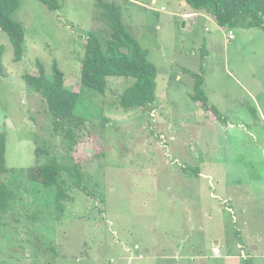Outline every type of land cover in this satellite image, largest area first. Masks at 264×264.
Returning <instances> with one entry per match:
<instances>
[{"label": "rangeland", "instance_id": "rangeland-1", "mask_svg": "<svg viewBox=\"0 0 264 264\" xmlns=\"http://www.w3.org/2000/svg\"><path fill=\"white\" fill-rule=\"evenodd\" d=\"M60 1L52 11L40 0H19L20 60L0 29L8 167L0 181L16 193L12 208L0 211V264H233L238 259L217 258L213 248L218 241L237 255L241 236L252 238L255 257L237 263L264 264V27L250 18L222 26L206 10L194 22L184 14L197 11L182 0H106L121 6L156 64L157 99L124 109L120 96L136 78L108 76L103 94L82 92L75 114L84 123L66 121L60 130L23 74H37L38 61L51 73L56 62L66 86L80 91L89 32L103 40L110 31L99 0ZM202 66L219 116L192 99L191 73ZM73 152L85 186L68 179L70 198L58 213L54 188L31 181L28 170L50 157L69 165ZM229 196L234 202L223 203ZM192 242L198 256L184 259L195 255L186 251Z\"/></svg>", "mask_w": 264, "mask_h": 264}, {"label": "trees", "instance_id": "trees-1", "mask_svg": "<svg viewBox=\"0 0 264 264\" xmlns=\"http://www.w3.org/2000/svg\"><path fill=\"white\" fill-rule=\"evenodd\" d=\"M50 10L57 11L62 7L60 0H40ZM192 8L206 10L212 14L219 25L236 27L241 21L250 18V23L264 27V0H182ZM20 6L19 0H0V29L5 31L12 43L15 60H20L25 53L26 30L23 24L13 18V13ZM97 6L100 15L108 27L109 37L103 40L97 31L89 32L85 45V53L81 67V90L75 91L65 84L64 71L55 62L52 72L38 61V73L26 72L23 79L45 98L48 109L54 118L56 128L64 130L66 121L81 125L85 118L75 114L82 92L94 90L103 94L107 89L108 76H132L134 84L127 87L120 96V104L124 109L150 108L157 99L158 68L149 59V51L128 30L123 17L122 8L116 2L99 0ZM202 57H205L202 47ZM3 50L0 47V73L2 70ZM201 73H191L194 82L192 99L199 102L204 109H211L209 97L204 89L205 68ZM212 112L220 115L214 107ZM62 127V128H61ZM48 154L46 148L40 149ZM39 153V151H38ZM71 154L69 165L61 164L50 157L47 162L37 163L28 170L31 181L54 188L55 209L61 213L68 201L67 181L83 188L84 174L80 162ZM8 172L6 165V135L0 133V173ZM67 172L65 179L62 177ZM16 198L15 190L7 183L0 181V211L8 212Z\"/></svg>", "mask_w": 264, "mask_h": 264}, {"label": "crops", "instance_id": "crops-1", "mask_svg": "<svg viewBox=\"0 0 264 264\" xmlns=\"http://www.w3.org/2000/svg\"><path fill=\"white\" fill-rule=\"evenodd\" d=\"M181 2H185V1H181ZM193 10H195V11H197V13L196 12H187V13H189V14H192V16H188V14L187 13H185L184 14V16L185 17H190V18H193V21L195 22L196 21V17L198 16V14H203V11H204V13H206V11L204 10V9H202V10H197V9H193ZM204 16V15H203ZM202 174V173H201ZM231 196H229L228 198H223L222 199V201H223V203H232V202H234V201H229V200H232V199H229ZM233 197V196H232ZM221 199V198H220ZM229 209H232V207H230L229 206ZM239 209H245L244 207H242V208H239ZM233 210V209H232ZM242 211H244L245 212V210H242ZM241 215V214H240ZM244 216V215H243ZM244 224H246V222H244ZM241 231H243L242 229H239L238 228V232L240 233V235L239 236H241ZM258 239H260L259 241H260V245L263 243V239H262V237H261V235H259V238ZM250 241H252V238L250 237V236H246V238L243 240V238H242V236L240 237V242L238 243V248H239V254H237V255H228V253H227V251L225 250V249H223L222 247H220V245H219V242L217 241L216 242V245H215V247L216 246H219L220 247V250H221V253L218 255V254H216L215 252H214V248H213V254H214V256L215 257H217V258H221L222 256H224V257H227V258H229V259H244V260H246V261H249V260H252L254 257H255V249H253V248H256V247H254V245L253 244H251L252 242H250ZM183 242H182V240H181V244H182ZM187 244V242H185V244L183 245L182 244V246H183V249L185 248V245ZM196 244H194L193 242L192 243H190V245H189V247H188V249H186V251L188 252V253H190L189 252V249H190V247H191V251L193 250V253L192 254H194L195 253V255H182V257L184 258V259H187L188 257H196V256H198V253H197V249H196ZM180 248H182V247H178V250L180 249ZM196 249V250H195ZM177 253H179V251H177ZM243 253L246 255V257H244L243 256ZM202 257V256H201ZM238 260H236V262H234L233 264H238L237 262H238Z\"/></svg>", "mask_w": 264, "mask_h": 264}, {"label": "built area", "instance_id": "built-area-1", "mask_svg": "<svg viewBox=\"0 0 264 264\" xmlns=\"http://www.w3.org/2000/svg\"><path fill=\"white\" fill-rule=\"evenodd\" d=\"M188 16H192V14H188ZM229 37L230 38H234V34H233V32L232 31H230V35H229ZM214 252L216 253V254H220L221 253V250H220V247L219 246H216L215 248H214ZM243 256L244 257H246V255L243 253Z\"/></svg>", "mask_w": 264, "mask_h": 264}, {"label": "water", "instance_id": "water-1", "mask_svg": "<svg viewBox=\"0 0 264 264\" xmlns=\"http://www.w3.org/2000/svg\"><path fill=\"white\" fill-rule=\"evenodd\" d=\"M183 24L185 25V22Z\"/></svg>", "mask_w": 264, "mask_h": 264}]
</instances>
